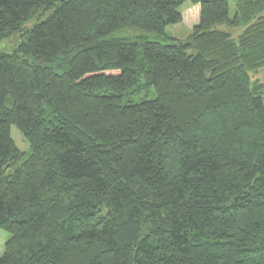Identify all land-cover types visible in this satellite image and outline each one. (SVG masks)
<instances>
[{"label":"trees","instance_id":"obj_1","mask_svg":"<svg viewBox=\"0 0 264 264\" xmlns=\"http://www.w3.org/2000/svg\"><path fill=\"white\" fill-rule=\"evenodd\" d=\"M18 34L0 264H264V0H0Z\"/></svg>","mask_w":264,"mask_h":264},{"label":"rangeland","instance_id":"obj_2","mask_svg":"<svg viewBox=\"0 0 264 264\" xmlns=\"http://www.w3.org/2000/svg\"><path fill=\"white\" fill-rule=\"evenodd\" d=\"M231 16L233 17L235 14V6L234 4L231 5ZM181 11H184V22L179 25H173L169 26L167 28V33L171 35L174 38L180 39V40H187L189 36L192 34V29L194 26L197 25L199 22V13L200 8L195 7L190 4L188 1L184 6L181 8ZM222 29L229 31L233 36H238L242 30H234L230 31L226 29L225 27H222ZM21 41L20 35H15L12 38L4 41H0V52L2 53H12L17 48L19 42ZM252 78L254 81H258L260 83L264 84V70L259 71L257 74H253ZM12 137L15 141V144L17 145L18 149L22 153H28L30 151L29 144L25 141L22 134L19 132V130L15 127L12 128ZM11 235L7 233L6 231L1 230L0 231V258L5 253V247L6 243L9 241Z\"/></svg>","mask_w":264,"mask_h":264}]
</instances>
